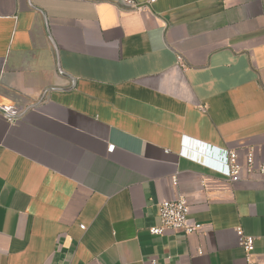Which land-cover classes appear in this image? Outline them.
Here are the masks:
<instances>
[{
  "label": "crops",
  "instance_id": "0c3cea01",
  "mask_svg": "<svg viewBox=\"0 0 264 264\" xmlns=\"http://www.w3.org/2000/svg\"><path fill=\"white\" fill-rule=\"evenodd\" d=\"M185 140L264 163V0H0V264H264V179Z\"/></svg>",
  "mask_w": 264,
  "mask_h": 264
},
{
  "label": "built area",
  "instance_id": "2783aa9c",
  "mask_svg": "<svg viewBox=\"0 0 264 264\" xmlns=\"http://www.w3.org/2000/svg\"><path fill=\"white\" fill-rule=\"evenodd\" d=\"M156 0H149L145 4H140L137 0H122V3L133 9L149 8ZM179 63H183L182 55H178ZM192 141L185 140V144L181 153L188 158L199 161L202 164L210 167L216 172L226 176L231 182H237L258 173L264 179V163L257 162L253 149H247L245 153V161L240 160V155L237 150L220 148L208 144L197 143L201 149L207 154L202 155L190 150L186 144H191ZM193 144H196L192 142ZM192 144V145H193ZM113 149V146H110ZM174 184L178 183V178L173 180ZM189 203L186 197L178 196L176 198H166L159 204L160 224L152 226L150 232L152 234H164L167 231L181 230L188 234L202 230L203 224L199 221L191 220L189 217ZM83 229L84 225L81 226ZM239 244L248 253L254 250L255 237L246 234L242 227H237ZM148 264H166L152 259Z\"/></svg>",
  "mask_w": 264,
  "mask_h": 264
},
{
  "label": "water",
  "instance_id": "95a60500",
  "mask_svg": "<svg viewBox=\"0 0 264 264\" xmlns=\"http://www.w3.org/2000/svg\"><path fill=\"white\" fill-rule=\"evenodd\" d=\"M13 111V110H12ZM7 113V112H6Z\"/></svg>",
  "mask_w": 264,
  "mask_h": 264
}]
</instances>
